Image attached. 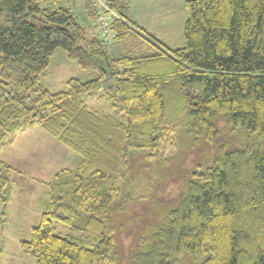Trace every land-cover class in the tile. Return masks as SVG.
<instances>
[{"label":"trees","instance_id":"1","mask_svg":"<svg viewBox=\"0 0 264 264\" xmlns=\"http://www.w3.org/2000/svg\"><path fill=\"white\" fill-rule=\"evenodd\" d=\"M36 1L0 0L12 21L0 28V149L37 125L80 160L48 183L22 253L38 264H264V0H186L177 50L119 10L128 0H108L89 14L116 15L99 35L147 45L116 57L100 36L86 40L59 0L54 10ZM58 48L95 78L49 92L41 79ZM100 87L114 115L81 98ZM220 122L247 141L218 143L171 197L170 183L200 140L219 139ZM12 172L0 162L1 221Z\"/></svg>","mask_w":264,"mask_h":264},{"label":"rangeland","instance_id":"2","mask_svg":"<svg viewBox=\"0 0 264 264\" xmlns=\"http://www.w3.org/2000/svg\"><path fill=\"white\" fill-rule=\"evenodd\" d=\"M99 1L108 4V0H59V6L69 9L76 22L83 30L86 40L100 36L106 44L113 47V51L107 49L113 56L123 53H136L139 49H147V45L140 38L132 35L122 43H117L113 35L106 33L99 35L98 21L89 14L100 6ZM186 0H128L119 3L118 8L125 16L142 29L149 36L158 40L168 50H177L184 46L183 31L187 20L185 10ZM40 8L55 9L54 0H37ZM12 23L8 13L0 14V28L10 26ZM91 71L81 70L74 61L66 57L65 52L58 48L50 58L41 82L51 93L66 91V83L70 79L87 82L95 78ZM90 110L114 115L105 87L95 89L90 95L81 97ZM220 131L219 139L200 140L197 152L189 157L184 164V171L176 176L170 183L167 192L171 197H176L183 187V181L188 172L203 167L206 160H210L215 154L218 143L225 144L227 149H233L243 145L247 141V135L229 134L224 131V124H217ZM168 140L161 141L164 155L171 152ZM57 153V162L49 169H43L41 164L44 155ZM80 158L71 150L61 145L56 139L45 133L39 126L26 128L13 133L8 142L0 149V162L12 168L11 187L13 201L8 203L5 218L1 221L0 209V246L2 257L0 264H38L30 255L22 253L21 242H28L31 228L39 223L41 208L39 201L46 199L48 183L53 179L56 171L60 169L73 170ZM55 172V173H54ZM178 171H176L177 173ZM57 234L64 236L67 229L57 223Z\"/></svg>","mask_w":264,"mask_h":264},{"label":"crops","instance_id":"3","mask_svg":"<svg viewBox=\"0 0 264 264\" xmlns=\"http://www.w3.org/2000/svg\"><path fill=\"white\" fill-rule=\"evenodd\" d=\"M109 49L111 50V51H113V47L112 46H109ZM25 130V129H24ZM22 131V130H21ZM57 156H58V154L57 153H54L52 156L51 155H44V158H43V160H42V164H41V166H42V168L43 169H49V168H51L56 162H57ZM60 170H62V169H60ZM60 170H58V171H56V174L60 171ZM55 173V172H54ZM55 174V175H56ZM12 192V191H11ZM12 194H11V202L13 201V199H12ZM14 198V197H13ZM39 205V204H38Z\"/></svg>","mask_w":264,"mask_h":264},{"label":"built area","instance_id":"4","mask_svg":"<svg viewBox=\"0 0 264 264\" xmlns=\"http://www.w3.org/2000/svg\"><path fill=\"white\" fill-rule=\"evenodd\" d=\"M100 3V6L103 7L102 3L99 1ZM106 12H108V14H100L98 15V22L99 24L101 25L102 29H105L109 19H110V16H116L113 12L109 11L107 8H104Z\"/></svg>","mask_w":264,"mask_h":264}]
</instances>
